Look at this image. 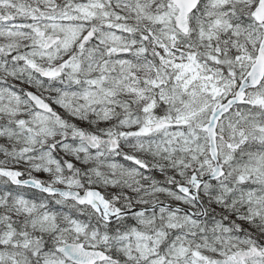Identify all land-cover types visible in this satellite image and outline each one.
Masks as SVG:
<instances>
[{
  "label": "snow or ice",
  "instance_id": "6c2138e0",
  "mask_svg": "<svg viewBox=\"0 0 264 264\" xmlns=\"http://www.w3.org/2000/svg\"><path fill=\"white\" fill-rule=\"evenodd\" d=\"M0 264H264V0H0Z\"/></svg>",
  "mask_w": 264,
  "mask_h": 264
}]
</instances>
